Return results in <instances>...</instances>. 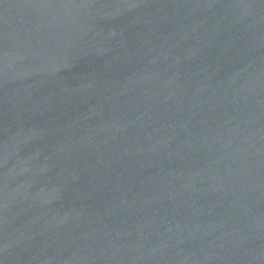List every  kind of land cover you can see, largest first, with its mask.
<instances>
[{
  "label": "water",
  "instance_id": "95a60500",
  "mask_svg": "<svg viewBox=\"0 0 264 264\" xmlns=\"http://www.w3.org/2000/svg\"><path fill=\"white\" fill-rule=\"evenodd\" d=\"M264 193V0H0V264H231Z\"/></svg>",
  "mask_w": 264,
  "mask_h": 264
}]
</instances>
